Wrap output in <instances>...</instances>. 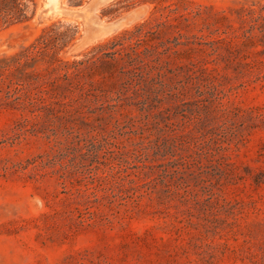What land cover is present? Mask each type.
<instances>
[{
	"label": "rangeland",
	"instance_id": "374dc122",
	"mask_svg": "<svg viewBox=\"0 0 264 264\" xmlns=\"http://www.w3.org/2000/svg\"><path fill=\"white\" fill-rule=\"evenodd\" d=\"M35 2L0 60L50 40L61 105L0 107V264H264V0Z\"/></svg>",
	"mask_w": 264,
	"mask_h": 264
},
{
	"label": "trees",
	"instance_id": "16d2710c",
	"mask_svg": "<svg viewBox=\"0 0 264 264\" xmlns=\"http://www.w3.org/2000/svg\"><path fill=\"white\" fill-rule=\"evenodd\" d=\"M169 8L170 5L164 7L163 10ZM35 9V0H0V26L9 28L24 24L34 17ZM171 12L173 10L169 9V13ZM49 41L41 36L33 45L22 49L19 54L0 60V84L3 81V76H9L11 78L10 84L16 86L15 96H11L9 93L4 97L0 96V107L6 106L23 112L30 109L52 111L61 105V94L56 92V88L52 92L47 90L48 87H54L56 82L61 80V62L55 57L57 48L55 45H51ZM115 46L111 45L110 49L113 50L111 53H104L105 48H99L97 53L91 57L92 60L100 61L105 70L110 69L112 65L105 59L115 60L114 55L117 54L114 51ZM44 59H47L45 61L47 67L44 72L33 70L35 63ZM82 64L83 62L78 63V65ZM36 85L38 86L35 87ZM32 89L39 90L33 98H30L27 94ZM120 97H122L121 92H118L117 100ZM21 119L23 122H27L23 114Z\"/></svg>",
	"mask_w": 264,
	"mask_h": 264
},
{
	"label": "water",
	"instance_id": "95a60500",
	"mask_svg": "<svg viewBox=\"0 0 264 264\" xmlns=\"http://www.w3.org/2000/svg\"><path fill=\"white\" fill-rule=\"evenodd\" d=\"M52 14V11L48 5L43 6L42 11L40 13V18L44 19L47 15Z\"/></svg>",
	"mask_w": 264,
	"mask_h": 264
},
{
	"label": "bare ground",
	"instance_id": "6f19581e",
	"mask_svg": "<svg viewBox=\"0 0 264 264\" xmlns=\"http://www.w3.org/2000/svg\"><path fill=\"white\" fill-rule=\"evenodd\" d=\"M55 3H56V0H45L43 6L45 7L46 5H48L50 7L51 11H52V14H54L55 11H56V8H55V5H54Z\"/></svg>",
	"mask_w": 264,
	"mask_h": 264
}]
</instances>
